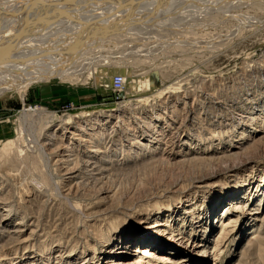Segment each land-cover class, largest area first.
<instances>
[{"label": "rangeland", "instance_id": "374dc122", "mask_svg": "<svg viewBox=\"0 0 264 264\" xmlns=\"http://www.w3.org/2000/svg\"><path fill=\"white\" fill-rule=\"evenodd\" d=\"M56 1L0 0V32ZM96 3L85 46L1 68L0 264H264V0ZM65 50L71 73L14 87Z\"/></svg>", "mask_w": 264, "mask_h": 264}, {"label": "bare ground", "instance_id": "6f19581e", "mask_svg": "<svg viewBox=\"0 0 264 264\" xmlns=\"http://www.w3.org/2000/svg\"><path fill=\"white\" fill-rule=\"evenodd\" d=\"M113 0H81V1H72V0H57L56 2H53L50 4V6L48 4L44 5L43 8H41L39 11H37V9H34L36 10L38 13L36 15V17H34L33 20H31L32 18H30V22H27V25L25 26V22H23L24 25H21L20 28L18 27V29H14V28H17L14 24V28L12 30L11 27V30L9 31V29H5L3 30V32H0V84H1V80H2V77H3V73L5 72H1L3 68L4 69H7V68H4L3 66H5V64L7 65L8 63L10 64L9 61H14V58L16 57L17 59L15 60H20L19 62L21 64H24V62H26L25 60V55H26V52L31 50L30 48L32 47V44L33 43H39L40 41H50L51 43H53V39H57V41L59 39L62 38V42H66L67 45V48L69 46L70 48V53H73L75 52L76 50H79V48H81L82 46H85L86 42L89 41L90 39V35L87 33L89 32L90 28H92V26L95 28L94 26V20L95 19H98L96 16H94V14H92L91 12H93L94 10L96 11L95 7L92 5V7L90 6L87 7V5L89 3H92V2H97L98 4L100 3L101 7L103 6H106V5H110L109 3H111ZM96 3V4H97ZM77 4V5H76ZM113 4V3H112ZM73 5H75V7L70 8L72 7ZM118 5V3H117ZM96 6V5H95ZM113 6V5H112ZM111 6V7H112ZM101 7H99L101 9ZM109 7V6H107ZM97 8V7H96ZM14 11V10H13ZM17 11V10H16ZM25 11V10H24ZM36 11H32L33 14H36L35 12ZM106 11V10H105ZM143 11H146L145 9H143ZM8 12V11H7ZM26 12V11H25ZM147 12V11H146ZM14 13V12H13ZM13 13H9V16ZM18 13V12H17ZM24 13V12H23ZM97 13V12H95ZM25 14V13H24ZM27 14V13H26ZM31 14V13H30ZM28 13V15H30ZM103 14H105V12H103ZM121 14V13H120ZM23 14H21L22 16ZM27 15V16H28ZM99 14H97L98 16ZM101 15V14H100ZM1 16V14H0ZM8 16V15H7ZM5 16V18H9ZM15 16V15H14ZM27 16L26 19H27ZM104 16V15H103ZM12 17V16H11ZM16 17V16H15ZM17 17H18V14H17ZM23 17V16H22ZM23 17V18H25ZM29 17V16H28ZM32 17V16H31ZM102 17V16H101ZM122 17V16H121ZM128 17V16H127ZM134 17V16H132ZM146 17V16H145ZM3 18V17H2ZM78 18V19H77ZM162 18V17H161ZM6 19V21H7ZM13 20H15V18H12ZM18 19V18H16ZM71 19L73 20H78L79 19L81 20V22H78L79 24V28H71V27H68L67 25L63 26V27H58L60 24H59V21L62 22V20L65 21V23L67 24ZM102 19V18H100ZM135 19V18H134ZM137 19H140V18H137ZM175 19V18H174ZM21 20V18H20ZM39 20V21H38ZM83 20V21H82ZM105 20V17L101 20L103 21ZM10 21H11V18H10ZM19 21V20H18ZM29 21V20H28ZM38 21V22H37ZM63 21V23H64ZM108 21V19H107ZM106 21V22H107ZM148 21V20H147ZM153 21V20H152ZM9 22V21H8ZM12 22V21H11ZM21 22V24H22ZM97 22V21H96ZM144 22V21H143ZM151 22V21H150ZM16 23L17 25V22H14ZM64 23V24H65ZM140 23V22H139ZM138 23V24H139ZM164 23V22H163ZM175 23V22H174ZM41 24V25H40ZM101 24V23H99ZM142 24V23H141ZM139 24V25H141ZM169 24V23H168ZM10 25V24H9ZM19 25V24H18ZM17 25V26H18ZM58 25V26H57ZM89 25V26H88ZM151 25V23H150ZM155 25V24H154ZM13 27V25H11ZM62 26V24H61ZM74 26V25H73ZM100 26H103V25H100ZM105 26V25H104ZM103 26V27H104ZM131 26V25H130ZM153 26V25H152ZM134 27V26H133ZM141 27V26H140ZM144 27V26H143ZM8 28V27H6ZM99 28V27H98ZM155 28V27H154ZM75 30V31H74ZM94 30L93 28L91 29V31ZM104 30V29H103ZM57 31V32H56ZM77 31V32H76ZM90 31V32H91ZM44 32V33H43ZM46 32V33H45ZM76 32V33H75ZM104 32V31H103ZM94 33V31H93ZM17 35H18V39L17 38ZM96 35V34H95ZM94 38V37H93ZM96 38V37H95ZM66 39V40H65ZM69 39V40H68ZM88 39V40H87ZM89 43V42H88ZM65 44V43H64ZM85 44V45H84ZM88 45V44H87ZM65 46V45H63ZM24 50H27V51H24ZM24 51V52H23ZM67 51L68 50H65L64 51V54L62 55V57L58 60L57 63H51V66L45 70H43V72H36V73H33L31 76L27 77V78H24V79H21L20 81H17L16 83H13L15 84L14 87H19L21 86L22 84H26L25 82H35V81H42L43 79H50V78H61V77H65L66 75H68L70 72L69 70V66H68V63L72 57L69 56V53L67 54ZM30 52V51H29ZM28 52V53H29ZM21 55V59L18 58L19 55ZM24 56V57H23ZM33 58V57H32ZM35 60V59H34ZM11 61V63H13ZM15 62V61H14ZM29 62V61H28ZM34 62V61H33ZM30 61V63H33ZM16 64H18V61L15 62ZM36 63V61H35ZM53 64V65H52ZM19 65V64H18ZM27 65V63H26ZM10 66V65H8ZM15 66V65H14ZM34 66V65H32ZM30 66V67H32ZM16 67V66H15ZM15 67H13L12 69L14 70ZM22 67V66H21ZM29 67V66H27ZM29 67V68H30ZM36 66H34V69L35 71L37 70V68L35 69ZM39 67V66H38ZM43 67V66H42ZM69 67V68H68ZM11 69V67H10ZM22 69V68H21ZM26 70V69H25ZM23 70V71H25ZM28 70V69H27ZM26 70V71H27ZM33 70V72H35ZM41 70V68H40ZM69 70V71H68ZM10 71V70H9ZM30 71V70H29ZM28 72V71H27ZM26 72V73H27ZM10 74V73H9ZM12 74V73H11ZM15 74V73H14ZM20 74V73H19ZM30 74H31V71H30ZM16 75H18L16 73ZM25 75V74H24ZM6 88V87H5ZM10 88V87H9ZM4 88L2 86H0V91H2ZM8 89V88H7ZM3 92V91H2ZM1 95V94H0ZM62 162H64V164H66L67 166L71 165L72 162L69 161V160H63ZM83 169V172L85 175H87V178L90 181H93V182H96L98 181V177H104L107 173V170L106 169H101V168H97V166H93V165H89L88 164H85L84 166H82ZM79 170H75V168H66V173L68 176V180H77L78 178L80 180H82L80 177H78L79 174H77V172H79ZM81 172V171H80ZM76 173V174H75ZM80 176H81V173H80ZM86 178V180H87ZM78 179V180H79ZM77 180V182H78ZM101 180V179H100ZM99 180V181H100ZM82 182V181H81ZM80 183V182H78ZM83 183V182H82ZM85 183H88V182H85ZM251 214V213H250ZM23 223V220L20 219V221L18 222V226H21ZM19 228V227H18ZM16 230H13L11 232L8 231V228L7 226H4V225H1L0 224V237H3L4 234H7L8 237H10L11 239H15L16 238V234H18L20 231H17V227L14 228ZM7 237V239H8ZM141 255L142 256H149L153 259L157 258V255L154 253V250L153 249H149V247H143L141 249ZM246 250V248H245ZM244 250V251H245ZM243 254V253H242ZM160 261H168L169 258L168 256L166 255H162L161 258H158Z\"/></svg>", "mask_w": 264, "mask_h": 264}, {"label": "built area", "instance_id": "2783aa9c", "mask_svg": "<svg viewBox=\"0 0 264 264\" xmlns=\"http://www.w3.org/2000/svg\"><path fill=\"white\" fill-rule=\"evenodd\" d=\"M124 89V79L120 75H113L109 82V90L118 97Z\"/></svg>", "mask_w": 264, "mask_h": 264}, {"label": "crops", "instance_id": "0c3cea01", "mask_svg": "<svg viewBox=\"0 0 264 264\" xmlns=\"http://www.w3.org/2000/svg\"><path fill=\"white\" fill-rule=\"evenodd\" d=\"M30 93H31V92H30ZM33 93H34V95H35V93H36V90H35V89L33 90ZM2 110H4V108H0V118H1V116H2V113H1ZM0 122H1V119H0Z\"/></svg>", "mask_w": 264, "mask_h": 264}]
</instances>
